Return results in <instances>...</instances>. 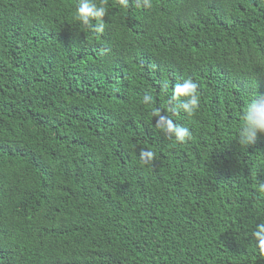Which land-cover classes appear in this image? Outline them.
<instances>
[{
    "label": "trees",
    "instance_id": "16d2710c",
    "mask_svg": "<svg viewBox=\"0 0 264 264\" xmlns=\"http://www.w3.org/2000/svg\"><path fill=\"white\" fill-rule=\"evenodd\" d=\"M94 2L0 0V264H264V0Z\"/></svg>",
    "mask_w": 264,
    "mask_h": 264
},
{
    "label": "clouds",
    "instance_id": "9594fccd",
    "mask_svg": "<svg viewBox=\"0 0 264 264\" xmlns=\"http://www.w3.org/2000/svg\"><path fill=\"white\" fill-rule=\"evenodd\" d=\"M122 6H127V0H120ZM145 6H150V0H143ZM106 14V9L103 6H97L94 0H80L79 6L76 11V18L84 26H90L92 21L95 20L99 24L96 27L97 32H103L104 23L103 17ZM174 98L184 97V102L181 107L188 115H192L199 104V97L197 93V85L192 80H184L183 83H178L174 88ZM151 98L149 96L144 97L145 103H149ZM264 97L257 96L253 102L248 105L246 114L244 116V122L240 133L239 143L244 146H248L253 143L259 135L264 134V105L261 101ZM158 127L170 135L174 136L177 141L183 142L186 138L191 137V133L185 127L175 125L171 120L165 117H160L157 121ZM151 158V154H147ZM264 189V185H261ZM258 247L264 252V224L258 225L257 230L253 233Z\"/></svg>",
    "mask_w": 264,
    "mask_h": 264
}]
</instances>
